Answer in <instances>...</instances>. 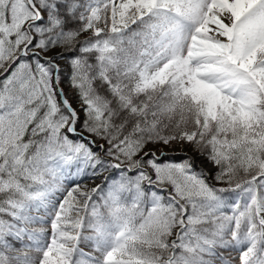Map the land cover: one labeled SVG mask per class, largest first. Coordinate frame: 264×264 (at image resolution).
<instances>
[{
  "label": "snow or ice",
  "instance_id": "snow-or-ice-1",
  "mask_svg": "<svg viewBox=\"0 0 264 264\" xmlns=\"http://www.w3.org/2000/svg\"><path fill=\"white\" fill-rule=\"evenodd\" d=\"M0 264H264V0H0Z\"/></svg>",
  "mask_w": 264,
  "mask_h": 264
}]
</instances>
